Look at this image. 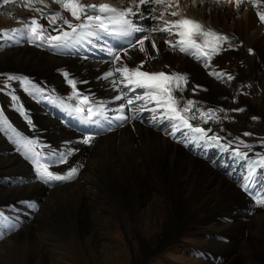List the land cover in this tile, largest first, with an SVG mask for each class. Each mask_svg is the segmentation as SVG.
Wrapping results in <instances>:
<instances>
[{"label": "snow or ice", "instance_id": "snow-or-ice-1", "mask_svg": "<svg viewBox=\"0 0 264 264\" xmlns=\"http://www.w3.org/2000/svg\"><path fill=\"white\" fill-rule=\"evenodd\" d=\"M203 2L204 0H200V3ZM216 2L219 3L220 0ZM224 2L233 4L238 11L245 0ZM248 2L256 10V22L264 25V0ZM52 3L57 4L59 8L45 12V9L50 7L47 0H0V6L20 4L27 10L40 14L38 18L33 16L27 21H20L19 28L0 30V41L5 44L28 42L50 49L79 50L85 53L83 59L89 58L87 53L91 48L99 47L100 51L110 57L107 61L111 65L110 69L98 79L107 81L110 89L117 93L111 97L112 103L120 102L115 108H109L108 102L97 99L94 94L83 93L77 85L85 82L69 78L67 72L63 73L70 85L71 94L66 100L61 99L60 104L80 122L86 133L78 143L91 146L97 135L123 127L133 120L143 121V113L147 112L153 127L159 128L165 135L185 147L199 149L197 154H206L209 149H216L220 154H226L233 162L243 161L241 167H246V174L242 177L240 187L252 197L255 207L264 208V152L255 153L256 158L253 159L249 155L253 149L252 144L239 137L227 140L214 133L211 127L203 126L230 119V111L243 112L245 109L205 110L199 106V102L184 98L183 93L189 89L186 73L149 72L143 70L144 61L135 67H130L126 62V58H131L129 52L133 49L138 48L139 52L147 53L146 42L159 53L153 38L159 36L170 48L194 57L207 69L211 67L215 56L232 47L229 36L187 17V5L182 6L181 0H129L123 7L110 3H85L84 0H52ZM191 3L195 6L197 0H191ZM37 4L43 7L38 8L35 6ZM41 20H46L47 26L42 24ZM143 21L149 23H142ZM53 32L57 34L53 35ZM109 38H117L120 47L106 46ZM249 53L252 54L251 49ZM209 75L220 80L226 76V82L235 78L232 74L215 70L209 71ZM6 80L19 81L25 86V91L32 94L43 92L42 88L36 87L25 77L8 74ZM7 87L9 85L4 84L0 86V90ZM200 87L196 85L191 90L195 92ZM17 99L15 94L11 95L13 102ZM252 119L256 120L258 117ZM28 123L31 124V120ZM244 135L250 136L252 133L246 132ZM18 142L21 143L26 158L34 165L38 180L50 187L74 181L84 166L82 162H77L63 172H56L52 169L57 165L68 164L69 158L79 151L78 148L61 152L43 145L39 140L23 136ZM29 207L38 210L35 203H30ZM16 219L18 221V217ZM17 227L18 223H14L13 218L0 211V239H3L5 230L12 231Z\"/></svg>", "mask_w": 264, "mask_h": 264}, {"label": "rangeland", "instance_id": "rangeland-1", "mask_svg": "<svg viewBox=\"0 0 264 264\" xmlns=\"http://www.w3.org/2000/svg\"><path fill=\"white\" fill-rule=\"evenodd\" d=\"M147 23L149 22L147 21ZM159 48L161 47L159 46ZM150 50L153 51L151 45L148 46V51ZM165 50L167 51V48H165ZM5 52L6 50L0 54H4ZM164 53L168 57H174L173 52L169 54L166 52ZM6 60H9L13 67L24 68L10 69L11 71L30 74V72L25 71L29 70L33 73V76H36V73L40 72L41 68H43V71H48V66L39 65L41 56L37 55L28 45L10 48L9 54L0 56V62ZM180 60L185 68L197 76L199 84H206L209 87L208 90L214 89L215 91H220L224 88L223 85L216 83L214 80L206 76L199 66L192 60H190L192 62L191 65L186 63L184 58H181ZM227 61L228 69L231 70L232 68H238V65L235 62ZM87 62V59H83L79 65ZM77 67V65H72V70L79 76L80 74ZM242 68L246 69L247 66L244 67L243 65ZM6 76L5 84L9 85L7 88L11 91L10 84L12 81L8 82ZM257 81H259L262 88H264V78L254 82ZM102 86L104 87L105 85L102 84L97 90L103 89ZM7 88H5L4 93L3 90H0V96L4 97L7 103H9ZM262 88H260V95L252 96L243 101L247 106L245 108L247 109L249 107V110L247 109L237 116L242 118L243 127L253 124L258 130H264V92L262 91ZM208 90L204 92L209 93ZM101 93H104L103 90ZM20 94L24 95L22 92ZM256 102H258L257 106L255 105ZM250 106L253 107V109H250ZM10 107L13 116H17L16 108L12 105H10ZM251 114H253V117L256 116L259 118L258 122L249 119ZM23 122L26 123L27 120L24 119ZM0 148L5 151L7 146L1 142ZM8 149H10L9 146ZM12 155L13 156H11V154H1L0 178H2V173L11 176L17 175L16 172L24 174L25 170L27 171L28 167H22V163L17 156H14V152H12ZM185 157L186 156H184V159ZM149 166L151 167V165L148 164V167ZM161 167V170H171L172 176H169L168 171L167 173L162 174L156 166H154L155 172L151 175H149L148 170L143 171L144 173L142 171L136 172L130 170V172L132 171L131 174H129L130 172L128 170H124L120 172L121 174L112 175H109L106 171H101L99 179L95 182V187L101 196L100 199L91 198L92 195L97 194L96 192H94L89 198L84 195H78V198H85L80 201H84L85 210L89 209L92 212L91 216H84L81 212L83 211L82 207L74 208L72 203L55 201L52 206H47L45 211H41L40 214H37V217L30 222L31 224L27 225L29 228L31 226L33 227L35 222L39 219L38 226L34 233H32L34 229H28L26 230V233H20L17 238H12L11 241L6 239L2 240L5 242L2 243V245L0 244V264H67V261L68 264H171V262H174L175 264H183V262L184 264H212L210 262L205 263L206 259H204L202 255L200 258L196 259L195 250L193 248L189 250L184 248V250H182L181 243L177 244L172 249L167 250L163 257L155 256L151 258L148 263H145L147 258L159 255L165 250V247L174 245L175 242L173 240L182 234L185 229L192 226L191 230H194L197 233L188 234H191L194 238V242L191 237L184 236L182 243H193L190 245L201 248L202 254H207L208 252L204 247V244L208 239H212L209 235L207 236L205 231L209 229L206 227L210 221L209 217H211V220L213 221L209 223V226L215 233L227 237H233L232 243L229 246H217L219 251L232 253L235 252L234 248H239L244 253L243 255L239 254L238 258L237 255H232L228 264L234 260L235 261L232 264H264V246L260 245V236H257L261 234L264 236V225L261 224V220L264 218L262 212L264 211L252 214L254 215L253 218L248 217L251 214L247 211H244V214L235 213L237 206L235 201L240 200H236L237 191H239V189L236 187V182L230 180V178L233 177L232 175L228 174L230 178L227 179L220 174L207 173V181L210 186L207 190H204L205 192L203 191V193L201 192L198 179L199 176L198 173L194 171L195 169L185 165L184 169H182V167L170 168L164 163L161 164ZM235 167L236 165L234 168ZM138 172H142L143 174ZM200 172L204 175V167L200 168ZM182 174L184 175L183 182H181V180H183ZM169 177H171V179ZM112 179H114V181H112ZM188 179L193 181L187 182L185 185L186 190L183 191V184ZM132 181L137 183V194L136 196H133V199L135 198L134 202L124 203L122 202V198H125L127 192L131 190ZM194 181H197V191H195L196 183ZM241 181L242 178L238 180V182ZM169 182L170 185L168 186ZM24 185L19 188L1 190L0 196L7 201L14 191H21ZM114 186L120 188V194H117L118 196L114 191ZM171 189H173V193H171ZM225 191L226 194H224ZM181 195H183L188 201L187 204L183 202L182 207H180V201L183 200ZM5 201H0V203ZM134 208H136L135 212H133ZM97 209H100L101 213H97ZM122 209H127L128 211L133 212L134 217L124 211L121 214L120 224L128 226L133 234L136 235L137 232H140L143 236L141 240V247L143 249V251H140L142 252L141 256L138 255L135 250L136 243L132 245L133 250L135 251H132L131 248H129L128 251L125 245L120 242L118 233L113 237L107 233V229H116L117 219ZM206 209H208V211H205ZM154 211L156 214L153 213ZM187 212L188 215L183 216V214ZM180 214L183 216L182 218L178 217ZM198 214L200 215L199 219L201 221L197 223ZM191 215L193 216L188 217ZM224 216H227L229 221L232 219L233 223L221 222L220 220ZM238 216L246 217L245 224L242 227L237 225L238 221L236 220V217ZM247 218H250V220ZM228 224H232V227L230 231L227 232L226 229L221 227L227 228ZM219 227L220 230L217 231ZM245 228L246 232L244 231ZM169 229L171 230L169 231ZM22 230L24 229L22 228L21 231ZM231 231H240L238 232L240 235H229ZM131 232H129V237L133 241V235ZM69 234H73L76 238ZM242 234L244 235L242 236ZM68 235L69 238L66 239V242H63ZM254 236L257 237L254 238ZM77 238H79L81 243ZM109 238H111V240ZM242 238L244 239L243 244L240 243ZM124 239L126 238L124 237ZM136 240L139 241L138 239ZM61 241L63 243H60ZM36 242L40 245L33 250L32 245ZM153 243L156 244L154 245ZM221 243L227 244L223 242ZM75 247L77 251L73 256H76V258L70 257L69 255H71L70 253ZM79 247L80 250L78 249ZM217 247L215 249L216 253L223 255L217 250ZM176 250H179V252L174 253ZM248 250H250V253H248ZM151 251H153V254L151 253L152 255L148 256V253Z\"/></svg>", "mask_w": 264, "mask_h": 264}, {"label": "bare ground", "instance_id": "bare-ground-1", "mask_svg": "<svg viewBox=\"0 0 264 264\" xmlns=\"http://www.w3.org/2000/svg\"><path fill=\"white\" fill-rule=\"evenodd\" d=\"M84 1L86 2L87 0ZM110 1L116 4H120V3L127 4L129 2V0H110ZM185 11L188 14L194 15L197 18H201L207 24H210L219 30L225 31V33L229 36V38L233 42L243 41V47L246 48V51L244 53L241 51L238 54H233L232 52H228L224 54L223 57H221L222 64H219L218 67L214 68L213 70L217 72H226L225 67H227L228 65L227 60H229L235 62L238 65V68H232L231 71L238 72L240 74L242 73V70L239 67V61L243 60V64L249 65L250 67H255V66L257 67L256 58L260 59V62L264 67V34L261 31L262 28H260V26L257 24V22L253 17V14L251 12V4L242 5L238 11L234 9L231 5L227 6L216 3L213 4L210 3L208 5H203V6H189L188 8H185ZM27 13L28 10L24 9L21 6V8H19L16 11V15L12 14V16L21 17L20 19L21 21H27L30 19V16H28ZM14 17L11 20H13ZM0 20L2 22H5V19L1 16H0ZM7 23L9 25L12 24L10 21H7ZM142 23L147 24V21H143ZM19 27H21V23ZM153 38L156 40L159 53H157L155 50L153 51L150 50L147 53H141L138 51L137 48L131 50L129 52V56L131 57V55L133 54L132 57L136 61H141L143 59H146L147 60L146 64L148 63L150 67H154V68L170 67L177 70L185 69V71L187 70L188 73L191 75V78L194 80L193 82L195 84H199L197 76L191 71H189L187 68H185L180 60L181 58H184V61L191 65L192 62L190 61V59L176 53H174L173 58L168 57L164 52L168 54L172 53L171 52L172 48L167 46V44L165 45L164 39L160 38L159 36H154ZM146 46L148 47L150 46V44H147ZM159 46L161 48H159ZM253 47H255L256 50V55H254V57L249 56L247 54L248 49ZM165 48H167V51L165 50ZM32 49L37 55L41 56V61L39 65L48 66V71H43V68H41V71L36 73L37 78H43L50 83L48 89L46 90V94L48 92H52L56 94L59 97V99L67 98V96L70 95V93L67 92L68 84L62 79L61 74L60 73L55 74V71L62 69L63 71L69 72L71 75L78 76V74L76 72H73L72 70V65H77L78 66L77 70L80 76L82 77L83 81L85 83L87 80L92 81V86H91L92 88L91 89L86 88L84 91L85 94H89V93L94 94L97 99L108 102L109 108H115L120 103L119 101L115 103L111 102V97H113L117 93H115L110 89L107 81H102L98 79V77H100L103 73H105L110 69V65L108 67H103L101 66L99 60H92V59H87L88 60L87 63L79 65L83 61V58L81 57L53 56L40 49L37 48H32ZM6 54H9V50H6V52L4 54H0V56ZM0 66L8 69H17V68H11L13 66L10 64L9 60L0 62ZM135 66L136 65H133L132 67ZM19 68L22 67H18V69ZM255 70L256 69H252V73L255 72ZM258 72L262 73L264 71H262V68H260ZM244 75L247 76L246 77L247 79H253L254 74L252 75V74L244 73ZM254 76H257V74H255ZM102 84L105 85L104 87L102 86L103 89L97 90V88L100 87ZM78 86L85 87L84 83H78ZM41 88L43 90L46 89L43 86ZM94 88H96V90ZM102 90L104 92L103 94L101 93ZM208 91L209 93L199 92V96L203 101L209 103H217L219 101L218 100L219 98H221L224 94L229 93L226 87H224L220 91H215L214 89H210ZM185 93L187 92L185 91ZM25 104L28 107V110L32 111L35 114L36 122H37L36 128H40L41 130H43L44 135L42 136V139H45L43 145L59 144L60 149H56V150H59L61 152H64L69 148H78L80 151L76 154L75 159H73V163L82 162L84 165L83 168L81 169L82 171L79 177L75 181L71 183L69 182L59 183V185H57L54 188L42 185L41 183L37 182L34 173L30 170L31 178L28 180L29 184H25L24 187L21 189V191L19 190L14 191L10 195L8 200L31 199L33 203H35L37 206L40 207L36 215L40 214L41 211H45L47 209L46 208L47 206H52L55 203V201H64L66 203L67 202L72 203L74 208L82 207L83 211L81 212L84 214V216L87 217L91 216L92 212L89 209L85 210L84 201H80L81 199H85V198H78V195H84L87 198H89L95 192L94 191L96 189L95 182L99 179V174L101 171H106L109 175H112V174H121L120 172L124 170H128L129 172L130 170L136 172L137 171L143 172L145 170H148L149 175H151L153 174V172H155L154 166H156L159 169V171H161L162 174L167 173L168 171L170 176L172 174L171 170L160 169L162 168L161 167L162 163L166 164L170 168L182 167V169H184V165H185L187 167L195 169L194 171L198 173L201 192L207 190L210 186L209 182L207 181L208 178L207 173L220 174L226 177L227 179L230 178L228 174L232 175L233 177L235 176L236 170L234 166L237 165V162H233V160L229 159L227 156L223 161L225 155H222L219 157L218 164L216 165V167H212L211 163L213 161H216L215 158L205 161L204 158H201V156H203L204 154H197V152L200 151L199 149H192L190 151L185 150L183 145L176 144V142L172 140V138L170 137H165L164 136L165 133L163 131L161 130L156 131L150 129L149 126L145 125L148 122V120H146L147 116L145 115L143 121L140 122L133 121V128L131 124L126 123L123 127L114 128L113 132L108 135L101 134L95 140L93 146H88V145L81 146L78 143L80 137L76 132L63 125L56 118L47 115L44 109L40 105L32 102L29 98H27ZM255 105L257 106L258 102H256ZM109 114L111 115L112 113ZM10 136L13 142H15L16 144H21L18 142L21 136L19 135L13 136L11 133ZM73 156H71L69 159H72ZM184 156H186L185 159ZM227 163H229V166H227ZM24 164H22V167L24 168L28 167ZM148 164L151 165V167L150 166L148 167ZM201 167H204L205 169L204 175L201 174L200 172ZM28 169L29 168H27V170ZM239 171H240V178H242L246 174V168L244 170L240 169ZM131 172L129 174H131ZM142 172H138V173L143 174L144 172L143 173ZM233 177H231L230 180H232ZM169 178L171 179V177ZM112 181H114V179H112ZM183 181H184V175H183V180H181V182ZM241 182L239 183L241 184ZM169 185L170 182L168 183V186ZM119 189L120 188H118V186H114V191L116 195L120 194ZM238 189L239 191L236 190L238 192L236 195V200L241 201L242 199L243 201L246 202V199L244 198L245 194L242 193L240 188ZM137 191H138L137 183L135 181H132L131 190L127 192L125 198H122V202L124 203L134 202L133 195L136 196ZM171 193H173V189H171ZM224 194H226V191L224 192ZM0 201H5V199H3L0 196ZM240 201H235V203L239 204ZM136 208H134L133 212H135ZM242 209L243 208L236 206L235 213L244 214V211H242ZM205 211H208V209H206ZM260 211H262V208L256 210L255 213ZM153 213L156 214L155 211ZM262 215H264V212H262ZM192 216L193 215L188 217H192ZM253 216L254 215H249L248 217L253 218ZM241 217L244 216L236 217V220L238 221L237 225L239 227H242L245 224V221H242ZM248 220H250V218ZM223 222L226 223V221ZM261 222H262L261 224L264 225V218L261 220ZM230 223H233L232 219L230 220ZM220 227L218 229L217 228L215 229H217L218 231L220 230ZM231 227L232 224H228L227 228L224 227L221 228L226 229V231L228 232L230 231ZM170 230L171 229H169V231ZM244 231L246 232V228L244 229ZM238 232L231 231L229 235L237 236L236 234H238ZM244 234H242V236ZM239 235L240 234H238V236ZM257 236H260L259 239L260 245L264 246L263 244L264 236L262 234ZM257 236H254V238ZM230 238L233 239V237ZM8 241H11V239H8ZM240 243L242 244L244 243L243 238ZM39 245L40 244L37 242L34 243L32 245V249L34 250L35 248H38ZM217 250L219 251L218 247ZM219 252L222 253L224 256H230L232 258L231 252H221V251ZM248 253H250V250H248ZM253 260H257V259H253Z\"/></svg>", "mask_w": 264, "mask_h": 264}]
</instances>
